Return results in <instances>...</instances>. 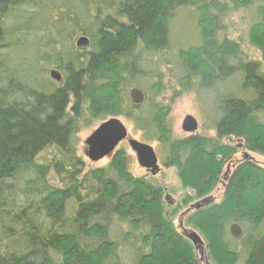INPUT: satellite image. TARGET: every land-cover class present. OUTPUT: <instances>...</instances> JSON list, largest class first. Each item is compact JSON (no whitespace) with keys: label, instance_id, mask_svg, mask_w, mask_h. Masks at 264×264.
Segmentation results:
<instances>
[{"label":"trees","instance_id":"obj_1","mask_svg":"<svg viewBox=\"0 0 264 264\" xmlns=\"http://www.w3.org/2000/svg\"><path fill=\"white\" fill-rule=\"evenodd\" d=\"M232 9L247 12L264 62V0H0V264H200L162 186L135 177L126 150L93 167L78 148L82 126L119 116L193 190L171 214L207 200L181 219L214 264H264V167L248 154L264 155V72L221 34ZM183 93L216 139L174 135L169 112ZM240 148L248 156L221 179Z\"/></svg>","mask_w":264,"mask_h":264},{"label":"rangeland","instance_id":"obj_2","mask_svg":"<svg viewBox=\"0 0 264 264\" xmlns=\"http://www.w3.org/2000/svg\"><path fill=\"white\" fill-rule=\"evenodd\" d=\"M192 21L194 22V17H192ZM185 28L187 29L188 26L187 27L185 26ZM250 31H251L250 21L247 17V12L244 9H241V10L232 9L228 12V15L224 19V32L222 31L221 34L225 33L228 38L238 41L240 43L243 54L248 59L262 62L261 70L264 72V62H263V57H262V51L252 44V37H251ZM193 34H195V30L193 31ZM186 35H187L186 31L185 33L180 34L181 42L184 45H187L193 41L192 37H187ZM162 68L164 69V71H166L165 67H162ZM171 93L172 92H167L165 95L167 98L166 99L167 102L170 101ZM187 114L194 115L199 123L198 129L191 134H194V135L198 134L206 138H214V139L217 138L215 129L212 128L210 122L205 120L203 113L200 110H198V104L195 101L193 93H183L172 104L171 110L169 112V116L172 117L174 121L173 131L176 137L183 138L187 136L188 134H190V133L183 131L182 129V121ZM119 118H121L123 122L125 123L126 127L128 128L129 134L133 138L141 140L140 133L134 130L131 122L122 116H119ZM99 123L100 122L98 121H94L91 124L82 126L79 132V135H78L79 140H80V143L78 144V148L80 149L81 152H83V149L85 147L84 140L99 125ZM221 142L237 144L238 141L237 139H234V138L232 139L230 138V140L228 138H222ZM151 144L154 146L157 152V155L159 156L160 171L157 173V175L156 174L152 175L151 172L147 171L145 168L141 167L138 164L136 156L134 152L131 150L127 141L121 142L118 145V147L115 149V152L121 148L126 150V152L131 158V162H130L131 173L135 177L145 178V179L149 178L153 182H156V184L161 185L164 190L163 197H165L166 194L171 196V198L174 201L173 204H169L168 201L170 199L167 200L165 198V202L168 203L167 205H169L166 207V215L169 216L173 220L175 228L183 234L185 230L182 226H180L179 222L180 220H182L180 219L181 218L180 215L187 207L190 206L191 203H193V201L195 202L198 200H193L188 205H181L180 212H178L176 215L171 214L173 211V207L171 208V206L182 202L185 197L191 196L193 193V190L185 188L183 186V184L180 181L176 167H169L168 165L165 164V154L162 148L158 145V143L153 142ZM244 152L245 150L240 148L238 152L234 154V156L232 155L225 162L221 179H224L223 177L228 172V170H230V173H232L236 165H238L245 159ZM248 154L254 159L256 163L264 167V155L258 152H253V151H248ZM110 158H111L110 156L105 157L97 162H91L89 159L88 160L91 162L90 164L93 167H102L108 164V162L110 161ZM85 160H87V157L85 158ZM223 191H224V185L222 182H220L215 187V189H213V191L210 193V196H213L214 200L218 202L223 196ZM185 227H188L192 231L196 232L199 236L200 235L202 236L201 239H203V243H204V253H202V250L196 248V246L191 241L192 245L194 246L195 257L197 258L199 263L200 264H214L212 258H210L209 256L210 254H209V249L207 246V239L205 238V236L201 233L200 230L193 227L192 225L187 226L186 220H185ZM245 261H246V256H242L236 264H244Z\"/></svg>","mask_w":264,"mask_h":264},{"label":"water","instance_id":"obj_3","mask_svg":"<svg viewBox=\"0 0 264 264\" xmlns=\"http://www.w3.org/2000/svg\"><path fill=\"white\" fill-rule=\"evenodd\" d=\"M88 44L87 37H80L77 41L79 47L86 46ZM51 77L57 82L62 81V75L57 70H51ZM130 98L136 105L141 104L145 100L144 92L134 87L130 90ZM199 123L197 119L188 114L182 121V129L187 133H193L198 129ZM122 141H127L131 150L134 152L138 164L151 172L153 175L160 171L158 164V157L153 145L133 138L128 131L123 120L119 117H110L101 122L84 140V155L91 161L97 162L105 157L111 156L115 149ZM248 156L245 153V157ZM170 198L166 195V199ZM207 200H203L205 202ZM169 204H173V201H168ZM201 206V202H198L192 207L198 208ZM230 233L234 237L242 235L243 230L238 223H232L230 226ZM185 235L193 242L196 248L204 250V243L201 237L194 231H186Z\"/></svg>","mask_w":264,"mask_h":264},{"label":"flooded vegetation","instance_id":"obj_4","mask_svg":"<svg viewBox=\"0 0 264 264\" xmlns=\"http://www.w3.org/2000/svg\"><path fill=\"white\" fill-rule=\"evenodd\" d=\"M189 135H194V134H188L187 136H189ZM245 153V152H244ZM170 167H175V166H170ZM228 172H229V170H228ZM157 175V174H156ZM166 195H168V194H166ZM166 195H165V197H164V199L166 198ZM170 200L169 201H173V199L171 198V196H170V198H169ZM174 202V201H173ZM175 204V203H174ZM202 208V206H200V207H198V208H193L192 207V205H190L189 207H187L182 213H181V215H180V217L181 218H183L184 219V217L183 216H185V215H187V214H190L191 213V211L192 212H194V211H198V210H200ZM180 218V219H181ZM180 220V226H182L183 228H184V230L186 231V230H190L188 227H185V223H184V220ZM184 231V232H185ZM202 253H204V250L202 251Z\"/></svg>","mask_w":264,"mask_h":264}]
</instances>
